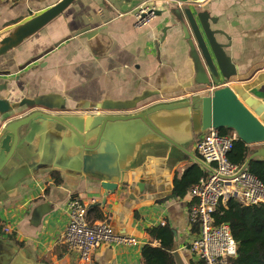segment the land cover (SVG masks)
<instances>
[{
    "label": "crops",
    "instance_id": "0c3cea01",
    "mask_svg": "<svg viewBox=\"0 0 264 264\" xmlns=\"http://www.w3.org/2000/svg\"><path fill=\"white\" fill-rule=\"evenodd\" d=\"M59 1L0 0V35ZM201 1V7L190 8L207 11L218 21L213 30H221L231 39L226 51L238 75L224 86L240 91L264 124V0ZM126 9L125 3L116 0H76L38 33L0 57V97L11 103L29 99L42 104L30 111L47 108L55 115L96 117L130 115L184 101L193 96L185 94L202 91L191 87L193 65L182 34L170 28L161 42L163 29L173 27L170 12L175 9L142 27L136 26L134 15ZM95 29L97 34L84 36ZM217 38L229 44L226 36ZM98 107L104 111H95ZM129 108L137 110L129 112ZM59 110L65 112H55ZM25 111L30 112L23 108L13 119ZM168 115L178 143L161 140L139 147L129 168V184L109 194L103 208L97 206L103 200L98 180L76 171L78 151L71 146L69 132L54 123L43 127V136H37L30 146L33 157L10 161L6 173L24 163L43 165V170L0 196V238L10 251L17 250V264H81L65 241L67 203L75 197L90 209L100 208L117 234L139 242L130 247L105 244L91 264H141L142 248L160 245L147 230L165 225L176 233L174 254L182 264H199L189 248L198 234L190 217L192 199L189 191L177 196L174 183L194 165L205 169L196 160V143L202 137L180 134L181 112ZM54 173L60 176V183ZM46 203L51 205V213L35 226L33 212ZM3 226L11 229V235H4Z\"/></svg>",
    "mask_w": 264,
    "mask_h": 264
},
{
    "label": "water",
    "instance_id": "95a60500",
    "mask_svg": "<svg viewBox=\"0 0 264 264\" xmlns=\"http://www.w3.org/2000/svg\"><path fill=\"white\" fill-rule=\"evenodd\" d=\"M75 1L60 0L43 13L1 34L0 57L38 33ZM116 1L125 3V12H128L137 0ZM165 14L166 10L155 12L156 18H163ZM170 15L173 18V27L163 29L161 42L165 41L170 28H173L175 33L182 34L193 65L191 87L207 89L218 86L213 95L195 94L184 101L157 105L130 115L96 117L55 115L47 108L45 110L48 112L30 111L42 107V104L29 99L11 103L8 99L0 97V196L14 191L23 180L43 170V165L24 163L6 173L10 161L23 162L24 158L33 157L30 146L37 136H43V127L46 128L50 123L61 125L71 135V146L78 151L75 158L76 171L80 175L95 177L98 180L103 191V200L97 206L102 208L105 207L109 194L115 193L119 186L129 184V168L139 147L144 143L161 140L171 145L177 142V135H172L171 132L175 131V127L169 121L168 112L182 113L178 120L182 125L178 130L189 138L198 139L210 129H227L250 147L264 144V124L258 118L259 114L249 108L251 104L244 99L245 96L240 91L237 93L231 87L223 86L232 82L238 73L236 65L226 51L231 39L223 31L212 28V25L217 24V19L212 18L205 10L197 11L190 7L175 9ZM97 32L98 29H95L84 36L89 38ZM218 35L226 36L229 44L219 42ZM23 108H28L30 112L25 111L20 118L13 119V115ZM129 109V112L137 110ZM99 110L104 111V108H95V111ZM255 159L264 161V147L258 148L250 155L242 170L248 168ZM196 160L205 169L214 171L199 157ZM51 210L48 203L38 206L33 212V224L39 226ZM173 234L176 236L175 232ZM16 253L17 250L10 251L9 245L0 238V264H17L19 256H15Z\"/></svg>",
    "mask_w": 264,
    "mask_h": 264
},
{
    "label": "built area",
    "instance_id": "2783aa9c",
    "mask_svg": "<svg viewBox=\"0 0 264 264\" xmlns=\"http://www.w3.org/2000/svg\"><path fill=\"white\" fill-rule=\"evenodd\" d=\"M201 7V0H139L129 11L136 20V26L142 27L156 18L158 10L184 9L185 7ZM124 14V13H123ZM224 86V85H223ZM218 86L185 94L213 95ZM237 135H221L219 130L210 129L196 143L199 158L214 171L190 188L192 199L190 217L199 226V232L189 248L199 264H230L238 255V244L228 224L216 225L214 213L220 203L235 199L245 206L264 205V184L248 168L242 170L229 161L228 154L233 149ZM88 204L80 198H72L67 203L68 226L65 241L74 251L81 264H91L95 253L105 244L136 246L137 239L132 236L117 234L107 221L88 222ZM4 235L12 233L9 227L2 229Z\"/></svg>",
    "mask_w": 264,
    "mask_h": 264
},
{
    "label": "trees",
    "instance_id": "16d2710c",
    "mask_svg": "<svg viewBox=\"0 0 264 264\" xmlns=\"http://www.w3.org/2000/svg\"><path fill=\"white\" fill-rule=\"evenodd\" d=\"M223 136L232 133L227 129H219ZM253 147L241 140L234 142L233 149L228 154L230 162L242 166L252 154ZM251 174L256 176L264 184V161L255 159L248 167ZM207 175V171L199 165L188 168L183 176L176 179L174 192L183 197L191 187L196 185L201 178ZM57 183L61 178L54 173ZM216 225L228 224L235 241L238 244V255L230 260V264H264V205L245 206L229 199L226 203H220L214 213ZM105 221L100 208L92 207L88 211V222ZM197 232L199 226L195 224ZM153 240L159 241V246L147 244L142 248L141 264H177L174 254V236L168 225L157 226L147 230Z\"/></svg>",
    "mask_w": 264,
    "mask_h": 264
},
{
    "label": "rangeland",
    "instance_id": "374dc122",
    "mask_svg": "<svg viewBox=\"0 0 264 264\" xmlns=\"http://www.w3.org/2000/svg\"><path fill=\"white\" fill-rule=\"evenodd\" d=\"M262 146H264V144L258 145L257 148H256L255 150H252V151L254 152V151H256L258 148H260V147H262ZM253 152H252V153H253ZM4 225H6V224L4 223ZM3 227H4V226H3ZM0 235H1V234H0ZM10 235H11V234H10ZM175 256H176V262H177V264H182V262H181L179 256H178V255H175Z\"/></svg>",
    "mask_w": 264,
    "mask_h": 264
}]
</instances>
